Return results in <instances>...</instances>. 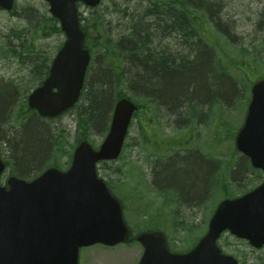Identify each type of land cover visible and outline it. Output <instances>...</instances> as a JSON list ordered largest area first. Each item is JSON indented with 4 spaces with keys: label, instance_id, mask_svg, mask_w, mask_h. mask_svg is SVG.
<instances>
[{
    "label": "trees",
    "instance_id": "1",
    "mask_svg": "<svg viewBox=\"0 0 264 264\" xmlns=\"http://www.w3.org/2000/svg\"><path fill=\"white\" fill-rule=\"evenodd\" d=\"M130 4L114 9L124 18L122 25L115 26L121 29L115 37L109 34L114 26L99 8L89 16L80 14L85 47L97 66L90 67L80 101L71 112L76 117L78 141L91 140L94 134L104 136L113 104L128 95L124 89L132 91L131 97L141 109L135 114L137 125L138 117L147 119L139 124L149 128L152 136H144V142L146 148L155 150L153 184L164 189L166 199L160 205L144 202L135 206L138 233L162 229L172 251L186 252L196 245L207 224L197 232L196 224L181 214L183 207L189 209L194 206L190 204L205 200L209 218L216 208L210 207L213 201L234 198L253 188V182L248 189L236 187L247 170L257 171L234 143L251 99V87L254 81L264 78V38L259 45H234L225 34L226 26L215 20L221 9L217 0H141ZM31 11L26 16L36 23L35 32L31 31L35 34L31 36L33 41L40 34L62 33L59 22L48 12L35 19ZM213 35L215 41L210 38ZM10 53L21 63L28 57L36 63L33 65L41 85L51 60L43 64L34 42L27 47L22 44L21 49L12 47ZM40 67L45 68L40 71ZM15 90L0 91V127L5 124L16 129L7 140L13 159L11 175L26 179L33 171H37L34 177L38 176L45 166L61 168L59 158L65 153L66 136L53 133L45 125L47 120L28 108L27 95L21 102ZM202 107H208L212 120L201 132ZM174 118L191 122L180 131L176 129L179 132L166 135L161 121L174 123ZM46 156L39 167L32 163ZM135 180V184H127L131 194L128 198L138 199L139 182ZM172 197L181 207L171 202ZM171 240L185 245L177 249Z\"/></svg>",
    "mask_w": 264,
    "mask_h": 264
},
{
    "label": "water",
    "instance_id": "2",
    "mask_svg": "<svg viewBox=\"0 0 264 264\" xmlns=\"http://www.w3.org/2000/svg\"><path fill=\"white\" fill-rule=\"evenodd\" d=\"M102 0H46L66 36L48 78L29 96V106L54 118L73 107L85 83L91 55L84 48L78 3L94 8ZM14 0H0L10 11ZM137 106L128 98L114 108L109 132L99 149L88 140L76 148L70 168H49L33 181L10 177L0 181V264H79V250L95 244L116 246L130 240L120 202L99 177L100 161L117 159ZM236 148L264 172V79L252 87V99ZM5 163L0 155V178ZM229 231L251 246H264V182L251 192L222 201L207 233L188 253H172L162 231L140 234L144 252L139 264H238L217 245Z\"/></svg>",
    "mask_w": 264,
    "mask_h": 264
},
{
    "label": "rangeland",
    "instance_id": "3",
    "mask_svg": "<svg viewBox=\"0 0 264 264\" xmlns=\"http://www.w3.org/2000/svg\"><path fill=\"white\" fill-rule=\"evenodd\" d=\"M137 1L140 2L141 0H104L102 2V5L99 7L100 12H105L107 20L111 21L110 25L114 26L109 30L110 36H117L118 33L121 32V29H117L115 26H120L124 22V18L121 16L122 14L115 12L114 9L116 7L124 9L130 3V6H133V3ZM217 2H220L221 9L218 11L215 20L218 19V23L221 26H226L225 34H228V37L234 45L238 46L240 42L246 45H259L261 43L264 38V0H217ZM29 9L32 10L31 17L37 19L39 15H43L44 11L48 12V4L45 0H16V7L13 12L0 10V91L16 89V99L21 102L25 100V96H28L39 83V79L36 78L37 71L34 67L36 63L31 62L32 59L29 58H27V61L24 63H21V60L13 57L10 53V49L12 47L21 49L22 44L24 47H27L34 42L37 49L41 52L40 59L43 64H45L47 60H51L56 55L58 48L65 40L63 34H57L52 36L43 35L41 38L38 35L37 40L33 41L31 36L35 34H32L31 31L35 30L36 23L34 21L31 22V19L26 16V13H29ZM80 11L83 12L85 16L91 14V10L85 6H82ZM210 38H212V36H210ZM43 60L46 61L44 62ZM96 63L97 60L93 63L94 69H96ZM124 90L127 94H132L130 89ZM200 114L201 127L198 129L202 132L205 123L212 120V114H208V107H202ZM236 114L238 115V112ZM181 120L182 121H176L174 118V123H168L166 120H162L161 123H164L161 126L163 133L166 135H173L175 132L177 133L180 131L179 128L183 129L191 122L190 119ZM184 121L188 122V124ZM45 125L53 131V133L62 132L66 136L67 144L65 145V153L59 158V163L62 168H68L70 165V154L73 153L79 137L75 113L68 112L58 118L47 120ZM155 128L157 129V127ZM15 130L13 125L8 126L1 124L0 127V147L4 152L3 158L10 163V166L2 177V183H5L10 173L13 172V159L9 155L10 147L7 140L11 136L10 132ZM142 130L143 128L140 127L138 120V125L135 122L130 129L127 147L122 157L118 161L101 163L99 165V173L101 176L112 184L121 198L125 199L126 213L128 215L127 219L129 217L130 223L136 226V228L138 227L137 219L133 216L137 203L128 198L131 194L129 193L130 189L127 184L132 185L134 183L133 179L136 178L137 180L139 173H143L147 191H142L144 198H141V201L143 200L145 203H148V205H160L161 201L166 200L162 194L164 189H158V187L153 184L156 171V160L153 156L155 150L149 146L146 148V143L144 142V136H150L151 133L149 132V128L144 127V131ZM103 138L104 136L100 134H94L91 140L93 144L99 145ZM149 149L151 151H149ZM47 157L48 156L39 158L32 163L36 167H39L43 160L42 163L46 162ZM220 165L218 164V167H220ZM47 167L48 166L43 167V170ZM36 174L37 171H33L27 178L32 179ZM242 178L243 179L236 187L248 189L247 186L250 185L249 183L253 182L251 187H254L263 181V177L260 173H253L249 170L245 172ZM124 183L125 185H122ZM173 201L175 206L181 207L176 197H172L171 202L173 203ZM205 203V200H203L199 203L190 204L194 206L188 205L187 207H191L189 209L184 207L183 211L180 209L181 214L185 216V219L189 221V223L196 224L195 228L197 232L208 223ZM216 204L217 201H213L210 207H215ZM158 219L164 221L163 217ZM173 238H175L174 234ZM171 243L175 245L177 249L185 245V242L179 240H171ZM221 244L226 253L243 259L247 262L246 264H264V248L256 250L247 242L238 240L233 236L231 237L229 234L224 236ZM142 253L143 248L138 243L120 244L112 248L95 245L80 250V264H138Z\"/></svg>",
    "mask_w": 264,
    "mask_h": 264
}]
</instances>
